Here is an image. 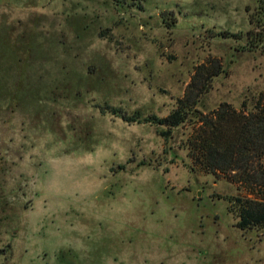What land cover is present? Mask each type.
<instances>
[{
	"label": "rangeland",
	"instance_id": "374dc122",
	"mask_svg": "<svg viewBox=\"0 0 264 264\" xmlns=\"http://www.w3.org/2000/svg\"><path fill=\"white\" fill-rule=\"evenodd\" d=\"M261 2L0 4V264H264V228L229 209L249 193L191 170L189 124L145 120L213 61L198 108L253 107Z\"/></svg>",
	"mask_w": 264,
	"mask_h": 264
},
{
	"label": "trees",
	"instance_id": "16d2710c",
	"mask_svg": "<svg viewBox=\"0 0 264 264\" xmlns=\"http://www.w3.org/2000/svg\"><path fill=\"white\" fill-rule=\"evenodd\" d=\"M256 23L261 31L255 42L264 41V2H261ZM253 42V41H252ZM216 61L197 66L183 97L166 117L151 115L146 121L165 126L164 135L172 128L189 124L192 133L186 140L191 170L226 178L245 189L250 196H230L229 209L238 216L243 230L264 228V92L260 93L251 109L247 102L241 109L227 102L205 113L198 108L204 94L210 91L212 79L222 72ZM114 112L116 108L108 106ZM128 121L136 116L122 114Z\"/></svg>",
	"mask_w": 264,
	"mask_h": 264
},
{
	"label": "crops",
	"instance_id": "0c3cea01",
	"mask_svg": "<svg viewBox=\"0 0 264 264\" xmlns=\"http://www.w3.org/2000/svg\"><path fill=\"white\" fill-rule=\"evenodd\" d=\"M7 0H0V4L5 3Z\"/></svg>",
	"mask_w": 264,
	"mask_h": 264
}]
</instances>
